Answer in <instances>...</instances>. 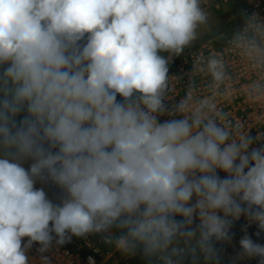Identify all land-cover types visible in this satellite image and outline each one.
Segmentation results:
<instances>
[{
  "label": "clouds",
  "instance_id": "obj_1",
  "mask_svg": "<svg viewBox=\"0 0 264 264\" xmlns=\"http://www.w3.org/2000/svg\"><path fill=\"white\" fill-rule=\"evenodd\" d=\"M213 7L0 0V264H37L34 242L52 264L53 241L101 233L148 264H218L234 220L264 230V131L221 106L242 73L264 112V17L221 31ZM204 40L220 47L192 57L181 86L169 65ZM239 244L264 264V245Z\"/></svg>",
  "mask_w": 264,
  "mask_h": 264
},
{
  "label": "built area",
  "instance_id": "obj_2",
  "mask_svg": "<svg viewBox=\"0 0 264 264\" xmlns=\"http://www.w3.org/2000/svg\"><path fill=\"white\" fill-rule=\"evenodd\" d=\"M213 4V11H222L230 8L231 6L240 3L241 12L238 14L240 17L233 29L239 26L242 22V13L247 12L249 14L253 12L259 13L264 17V0H211ZM218 44H209L207 40H204L191 50V52H186L180 55L173 66L169 69V75L176 76L180 78V85L187 83L188 74L192 69V57L196 55H208L219 49ZM246 77L241 73L240 78L237 80L238 87L231 90L225 100L222 103V108L227 111L231 117L237 122H247L253 125L254 128L251 129L250 134L255 137L260 131L264 129H256L261 125H264V112H258L248 104L246 98L240 93L245 86ZM180 97H176L178 100ZM121 99V97H117ZM168 116L159 117L160 122L168 119ZM264 144V138L256 145L259 147ZM219 175L224 177L226 174L220 172ZM222 215V213H221ZM198 223V220L196 221ZM28 240L27 237L22 239V246ZM40 245L36 242L33 243L32 247L28 249L27 255L37 261L39 260L40 254L37 249ZM50 257L52 264H99L101 251L97 244L91 238H80L71 242L66 241L62 245H56L53 241L52 248L49 252L44 253Z\"/></svg>",
  "mask_w": 264,
  "mask_h": 264
},
{
  "label": "rangeland",
  "instance_id": "obj_3",
  "mask_svg": "<svg viewBox=\"0 0 264 264\" xmlns=\"http://www.w3.org/2000/svg\"><path fill=\"white\" fill-rule=\"evenodd\" d=\"M240 3L231 6L228 9L214 12L216 19L219 21L221 31H229L239 21L238 14L241 12ZM200 43V42H199ZM198 44V43H197ZM167 55V54H163ZM179 56H175L169 65V69L173 66ZM39 182V181H38ZM35 185L36 188L43 187L49 199L57 201L59 190L55 186H48L45 183L39 182ZM177 219H182L177 217ZM259 232V235L256 233ZM229 235L231 239L224 241H214L215 248L218 250V264H226L227 258L230 255L240 254L239 241L244 235H248L254 242L264 245V230L250 222L245 216H241L238 220H234ZM100 248L101 257L99 264H148L145 259L140 257L138 253L135 255H124L118 251L112 244L107 243L103 239H92ZM249 264H258V258L248 259ZM202 264V262H201Z\"/></svg>",
  "mask_w": 264,
  "mask_h": 264
},
{
  "label": "crops",
  "instance_id": "obj_4",
  "mask_svg": "<svg viewBox=\"0 0 264 264\" xmlns=\"http://www.w3.org/2000/svg\"><path fill=\"white\" fill-rule=\"evenodd\" d=\"M25 168H28L29 166V163H26L25 165ZM39 182L36 183V185H39L38 184ZM55 202V201H54ZM57 202V201H56ZM106 236L107 234L106 233H101V234H89L85 237H77V236H72L70 240H68V242H71V241H74V240H77V239H80V238H91V239H95V238H99V240L103 239L104 241H106ZM239 256L237 255H230L228 258H227V262L226 264H249V260L247 258H238Z\"/></svg>",
  "mask_w": 264,
  "mask_h": 264
},
{
  "label": "trees",
  "instance_id": "obj_5",
  "mask_svg": "<svg viewBox=\"0 0 264 264\" xmlns=\"http://www.w3.org/2000/svg\"><path fill=\"white\" fill-rule=\"evenodd\" d=\"M22 115H23V113H22ZM18 119H19V117H18ZM30 163V162H29ZM46 185H48V186H54V185H51L50 183H48V184H46ZM57 202H58V200H57ZM138 253V255L140 256V257H142L143 258V256L141 255V253L140 252H137ZM143 259H145V258H143ZM146 260V259H145ZM146 262L148 263V261L146 260Z\"/></svg>",
  "mask_w": 264,
  "mask_h": 264
}]
</instances>
